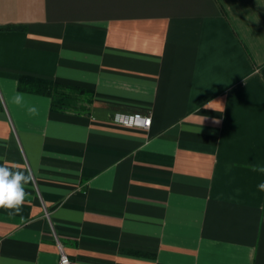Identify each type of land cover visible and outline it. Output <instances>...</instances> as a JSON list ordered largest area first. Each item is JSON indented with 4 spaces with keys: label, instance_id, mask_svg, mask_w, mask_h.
<instances>
[{
    "label": "crops",
    "instance_id": "0c3cea01",
    "mask_svg": "<svg viewBox=\"0 0 264 264\" xmlns=\"http://www.w3.org/2000/svg\"><path fill=\"white\" fill-rule=\"evenodd\" d=\"M4 164L33 179L0 264H264V0H0Z\"/></svg>",
    "mask_w": 264,
    "mask_h": 264
},
{
    "label": "clouds",
    "instance_id": "9594fccd",
    "mask_svg": "<svg viewBox=\"0 0 264 264\" xmlns=\"http://www.w3.org/2000/svg\"><path fill=\"white\" fill-rule=\"evenodd\" d=\"M16 103H20V96L17 95ZM204 108L211 109L216 112L223 113L224 105L220 101L210 100ZM30 112H35V108L29 109ZM206 117L201 118L200 123L203 124ZM213 123L219 124V120H213ZM253 171L264 173V167H253ZM33 179V174L27 172L26 169H14L8 165H0V209L9 210L10 214H20L23 204L26 199L25 186ZM261 191H264V182L258 185Z\"/></svg>",
    "mask_w": 264,
    "mask_h": 264
},
{
    "label": "trees",
    "instance_id": "16d2710c",
    "mask_svg": "<svg viewBox=\"0 0 264 264\" xmlns=\"http://www.w3.org/2000/svg\"><path fill=\"white\" fill-rule=\"evenodd\" d=\"M19 88L22 91L51 97L53 108L56 110L75 109L86 92L84 88L28 75L21 76Z\"/></svg>",
    "mask_w": 264,
    "mask_h": 264
},
{
    "label": "built area",
    "instance_id": "2783aa9c",
    "mask_svg": "<svg viewBox=\"0 0 264 264\" xmlns=\"http://www.w3.org/2000/svg\"><path fill=\"white\" fill-rule=\"evenodd\" d=\"M115 121L131 126V127H144L148 128L151 124V117L143 115L141 113H135L133 115H127L123 116L122 118H115ZM59 248H60V264H73L70 257L66 253V251L63 248V245L59 242Z\"/></svg>",
    "mask_w": 264,
    "mask_h": 264
},
{
    "label": "rangeland",
    "instance_id": "374dc122",
    "mask_svg": "<svg viewBox=\"0 0 264 264\" xmlns=\"http://www.w3.org/2000/svg\"><path fill=\"white\" fill-rule=\"evenodd\" d=\"M77 105L81 106L82 104H81V102H78Z\"/></svg>",
    "mask_w": 264,
    "mask_h": 264
}]
</instances>
